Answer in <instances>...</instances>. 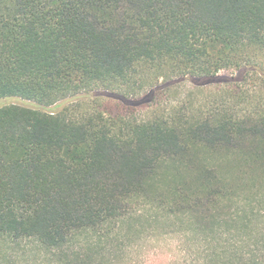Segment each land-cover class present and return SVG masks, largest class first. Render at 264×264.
Listing matches in <instances>:
<instances>
[{
  "label": "trees",
  "instance_id": "1",
  "mask_svg": "<svg viewBox=\"0 0 264 264\" xmlns=\"http://www.w3.org/2000/svg\"><path fill=\"white\" fill-rule=\"evenodd\" d=\"M182 83L213 97L100 101ZM10 98L0 264H264V0H0Z\"/></svg>",
  "mask_w": 264,
  "mask_h": 264
},
{
  "label": "rangeland",
  "instance_id": "2",
  "mask_svg": "<svg viewBox=\"0 0 264 264\" xmlns=\"http://www.w3.org/2000/svg\"><path fill=\"white\" fill-rule=\"evenodd\" d=\"M233 72L234 71H232V73ZM219 73L226 74L229 72L220 71ZM145 93L146 91L145 89H143L138 96L130 97V98H132L133 100L140 99L145 95ZM211 95L208 92L199 93L195 91L191 87V85L187 83L184 84L182 83L180 85L174 86L171 90H169V92L163 91L156 97L154 101L152 100L148 103H143L142 105L126 106L123 105L122 102L107 96L102 97L100 101L102 103V108L107 113L127 112L132 116L146 117L153 113L167 111L172 108L174 110L186 108L187 106H189L190 99L196 105L202 104L204 103V101L207 102L208 100H211L212 99L210 98ZM7 103H17L26 106H33V103L17 98L0 99V106ZM242 108H245L244 104H242ZM22 245L23 244H20L19 246H15V248L13 249H7L9 253H12L11 260H14L15 262H12L11 260L7 259V261H4L3 264H24L25 262L27 264H41V263L44 264L40 256L36 255L33 251L29 250L30 245L29 247L28 245H26L25 252L26 251L27 252L25 253V257H22V253H24L23 252L24 246ZM3 250L5 251V249H0V255L3 254Z\"/></svg>",
  "mask_w": 264,
  "mask_h": 264
}]
</instances>
